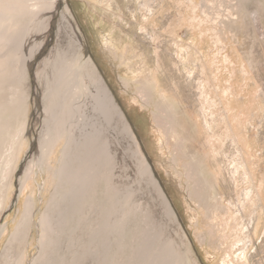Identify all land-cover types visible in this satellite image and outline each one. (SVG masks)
<instances>
[{"label":"rangeland","instance_id":"rangeland-1","mask_svg":"<svg viewBox=\"0 0 264 264\" xmlns=\"http://www.w3.org/2000/svg\"><path fill=\"white\" fill-rule=\"evenodd\" d=\"M59 1L47 11L54 29L38 25L23 42L26 53L45 51L30 58L36 64L25 100L0 116V264H156L154 256L167 251L162 244L173 245L163 264H264V0L238 10L229 0ZM62 17L75 41L65 36L60 45ZM66 63H74L80 87L76 104L86 98V77L100 78L111 93L134 138L110 134L116 181H143L121 194L149 206L141 224L131 217L111 239L94 235L90 249L75 243L89 242L87 234L76 237L86 226L79 217L52 249L40 227L49 207L53 216L60 208L50 205L66 136L53 139L44 101ZM139 157L152 178L139 177ZM102 186L95 207L109 205ZM122 217L117 223L125 226Z\"/></svg>","mask_w":264,"mask_h":264},{"label":"bare ground","instance_id":"bare-ground-1","mask_svg":"<svg viewBox=\"0 0 264 264\" xmlns=\"http://www.w3.org/2000/svg\"><path fill=\"white\" fill-rule=\"evenodd\" d=\"M229 1L235 3L237 10L242 8L243 5L245 6L247 2H253V0ZM255 1L256 0H254V2ZM187 3L191 4L192 1L188 0ZM60 4L61 3L59 0H0V116L8 112L10 109L19 106L25 100L26 97L24 95H26V91H28V87L31 83L30 81L32 80L30 75L36 64L35 62V64L32 63L30 58L33 59L38 57L39 59L45 53L44 50H39V53H36V50L32 49L31 51L28 50L29 53H26V45L22 46L23 42L25 40H30L32 36H30V34L33 32V30H40L39 27H37L38 25L42 26L40 32H42L44 29L50 28V26L51 31L54 29L55 19L53 18L50 23L48 16L52 17L54 15L53 13L60 8ZM49 10H53L54 12L48 13L47 11ZM42 17L44 18L42 19ZM65 18H60L58 26L59 28L57 35L60 36L57 37H59L60 45H63L62 39L64 38L68 37L69 39L74 40L71 32V24ZM73 64H65L61 71L60 79L57 81L54 90L49 88L51 83L48 84L47 88L49 89L46 93L47 98L44 101L45 113L51 120L48 125L49 127L53 125L55 128L52 134L53 139L57 138L60 142H62L64 136H66L65 146L62 150V155L60 158L61 167L58 172L59 178L55 186V190L51 196L50 205H54V207L58 205L60 208L58 210L52 209V211L54 210L53 212L55 214L53 216L52 213L49 212V207L46 214L42 216V224L40 226L43 235L48 237L47 241L50 249H52V247L57 243L58 238L55 237L61 236L65 230H67L66 228L69 223L72 220H75L77 217L80 218L79 221L83 220V223L86 222V226H84L83 230L76 229V237L78 238L80 233L83 235L87 234L89 242L86 244L87 242H84V240L81 238L79 240L77 239L75 243L83 244L84 248L90 249L91 245H94V243L97 241V236H101L102 234L106 233L107 238L111 239L110 235H108L109 232H113L114 228H121L122 231H125V227L131 223L129 218L134 217L135 219H138V216L146 217V210L149 208V206L144 205V207L143 204L141 205V203L138 202L139 200L134 199L128 202L127 198L121 194L124 187L131 188L132 185H136L135 187H137L140 186L143 181L138 182L135 180L133 184H129V179H127V181L124 180L122 183L121 181H116L118 179H116L115 175L117 169L115 148L112 146L113 139L111 138L110 134L113 133V135H115L117 133L123 137H129V141H132L134 138H132L133 135L129 132L126 122L120 118L121 116L118 114L111 93L100 78L98 79L97 77H94L95 83L92 84L90 82L91 80H88L86 77L82 83L85 88L86 98L84 97L85 99L82 104H76V100H78L81 95L80 87L76 83L77 80L71 75V65ZM103 117L106 119H103ZM114 118L118 122V128L120 130L119 133L117 132V129H112L113 124L116 123L114 122ZM53 126L51 127L52 129ZM109 130H111L110 133H108ZM136 150L138 151L139 148ZM141 153L142 152L140 151V155H142ZM138 155L139 151L136 156L138 157ZM139 158H141L140 161L143 159L142 157ZM139 158H134V161L138 164L137 169H141L143 173V175H140L139 177L147 176L148 173V178H152L151 172L148 170L147 172H145L146 170L144 171V168L147 169L146 162L143 160L140 162ZM127 183L128 186L125 185ZM101 184H103L102 188H104L100 190H104L106 195L109 196V205L104 207L98 205L95 207V198L99 197L97 195ZM152 184V186L156 189L157 198L161 201L162 193L158 187V184L156 181L152 182ZM134 190L136 192L138 191L137 189ZM104 192L102 195H105ZM102 195L100 196L101 198H103ZM63 200L67 201V203L61 204V201ZM30 204L31 203L27 204L26 209L29 208ZM228 204L233 206L232 200ZM119 206H122L121 210L118 209L120 208ZM244 206L241 207V210L245 212L247 208ZM94 208H98L100 211L97 212L98 219H93V222L90 218L92 216L90 213L93 212ZM28 211L31 212L30 209H28ZM235 213L233 215L237 217L238 214L236 215ZM242 213L239 214L242 215ZM121 216H123L121 218V223L125 222V226L117 223L119 222L117 219ZM115 219L116 221H114ZM139 220L140 218L136 222L141 224ZM116 223L119 225L117 226ZM95 225L96 227H94ZM142 225V232H146L148 227L147 222H144ZM151 225H153L154 228L158 227L157 223L154 221L151 222ZM244 228L245 225L241 228V231ZM111 245L112 243L107 244L108 247ZM171 247H173V245L162 244L161 248H166L167 251L164 253L161 252V249H159L161 255H155L153 259L156 264H163L164 258H166V255L169 253ZM241 251H243V248L235 249L234 252L236 253V258H241ZM77 253L79 254L80 252ZM45 258L46 256H44V259ZM76 261H72V264H76Z\"/></svg>","mask_w":264,"mask_h":264}]
</instances>
